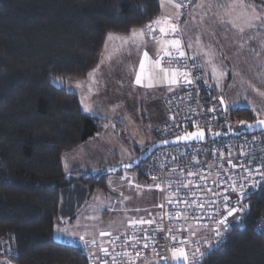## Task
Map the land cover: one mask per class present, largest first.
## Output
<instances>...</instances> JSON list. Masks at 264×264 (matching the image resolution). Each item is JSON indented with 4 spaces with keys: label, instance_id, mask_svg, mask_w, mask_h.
Returning a JSON list of instances; mask_svg holds the SVG:
<instances>
[{
    "label": "trees",
    "instance_id": "16d2710c",
    "mask_svg": "<svg viewBox=\"0 0 264 264\" xmlns=\"http://www.w3.org/2000/svg\"><path fill=\"white\" fill-rule=\"evenodd\" d=\"M160 12V0H0V238L15 264H90L81 246L55 239L54 229L122 171H65L63 155L107 121L86 113L78 94L54 80L86 78L108 33H128ZM228 117L234 130L257 119L246 107L229 108ZM133 171L145 177L141 165ZM245 205L203 264H264V234L256 230L264 184Z\"/></svg>",
    "mask_w": 264,
    "mask_h": 264
},
{
    "label": "snow or ice",
    "instance_id": "6c2138e0",
    "mask_svg": "<svg viewBox=\"0 0 264 264\" xmlns=\"http://www.w3.org/2000/svg\"><path fill=\"white\" fill-rule=\"evenodd\" d=\"M166 4L175 10L174 14L162 13L160 16H157L148 24L140 28L133 27L129 29L127 34L119 37L121 41L120 48L114 49L112 54L108 57V59L111 60L113 56L119 54L125 49L128 50L129 54H131L132 49H135L137 53L142 52L138 62V69H136L135 66L131 69L134 72L135 77L134 85L143 86L147 89L167 86L168 91L173 92L177 87L183 89L185 86L192 85L196 80L203 79L204 76L209 74V70L213 78L217 81L226 75L222 68L215 62L217 52L210 44L205 46L199 36L195 37L194 43L191 39H184V31L180 27L181 17L183 15H190L193 20L198 18L200 24L202 25L207 21L209 11L214 8L216 11L212 13V18L215 24L233 31L238 37L239 47L241 49H243L247 40H254L258 37L261 38L260 47L264 49V0H260L259 4L255 3L254 0H160V7L162 9ZM189 7H193L192 13L187 12ZM196 9L201 10L198 17ZM119 11L120 10L117 9V14H119ZM185 23L187 24V22ZM248 33H253L254 35H247ZM209 35H214V33H209ZM246 36L247 39H245ZM114 38L115 37L112 33H108L109 40ZM149 40H151L154 45H159L155 59L149 56V52L147 50H144L148 46ZM185 48L193 49L192 56L189 57L186 54ZM249 51H255V49L249 48ZM257 55H260V53ZM165 58L168 60V64L166 66L161 63V61ZM201 58L203 59L201 60ZM188 60L193 61L191 69L188 67ZM196 61L201 62L197 63ZM175 64H179L180 68L173 67ZM99 67L100 66L97 65L96 69H93L92 72L88 73L90 85L96 83L95 72L99 69ZM261 67H264V64H262ZM197 70H203L201 76H193V72ZM54 83L63 85L64 82L62 78H57L54 80ZM69 88H71V85H69ZM89 91H91V87H89ZM260 95H264V93H260ZM81 102L83 103V101ZM83 110L89 113L93 112V109L88 105H85ZM257 115L259 117L258 113ZM238 123L246 125L250 129L255 127H264V118H258L254 124H249L243 120ZM209 131H211V129H209ZM213 135L219 136L221 133L215 132ZM175 139L176 141H203L205 139V132L204 129L198 128L196 131L187 132L183 135H177ZM160 143L168 144L170 142L168 140H162ZM231 155L232 154L229 151L227 163L232 165L233 168L241 167L242 172L247 173V175H239L237 180L232 181L230 184L224 180H221L220 184H217L216 181L213 180L212 184H214L217 188H220L221 184L227 185L220 191L213 192L211 188H208L207 185L209 178L201 173L187 171L186 177L177 178V186L173 190V196H177L183 188L188 190L186 194L191 196L192 199H168L167 203L172 204L174 209H179L181 205L184 206L183 209L177 211L175 215L172 213L167 214L168 220L171 224L179 225V227L176 228L168 227L166 229L168 233L166 238H170L173 242L172 246L168 248L170 255L158 256L157 261H147L146 264H159V261L161 260L164 261L165 264H169V261L171 264H203L204 257L210 254L211 250L221 242L222 232L228 230V217L239 219L240 216L234 214L245 213L248 210L247 205L241 206L242 202L249 194V186L255 188L261 181H264V165L256 168L255 170L242 167L233 164ZM240 155H246L243 149H241ZM219 156L221 159H224L223 152H219ZM172 159L175 160V157ZM196 163L199 164L200 162L196 161ZM249 163H251V161H249ZM213 166H215V162L214 165L208 166L209 175H211V169ZM125 167H128V165H125ZM160 167L163 169L165 165L161 163ZM219 168H224L223 163L219 164ZM175 171V169L172 170L173 173ZM180 171L185 172L184 169H181ZM224 171L226 173L227 169H224ZM169 175H171V173ZM220 176L221 172L218 170L217 177L219 178ZM254 176H259L260 179H250V177ZM191 177H197L201 183H194L191 179H188ZM228 180L231 181L230 176ZM129 184H131V181H129ZM155 187L161 189L162 191L164 190L160 184H156ZM167 187L172 189V181L170 178L168 180ZM202 187L212 193L213 199L206 201L205 203H198L195 198L197 195L195 189H200ZM232 195L236 196L235 204L232 203ZM121 196H123V193H121ZM124 199L126 200L129 198L124 197ZM213 205L219 206L213 207ZM206 206L210 209V214L207 216V219L213 221L211 230L215 240L214 243L208 241L207 239L199 241L191 239V237L197 236L199 231L207 230L209 225L202 223L205 219L204 216L194 217L193 219L196 221V228L194 229L193 226L188 223L190 215L187 213V209L192 208L194 212L196 210L204 212ZM158 207L163 208V204ZM135 211H140V209H135ZM221 212H224L225 214L220 215ZM181 221H183V223H181ZM128 223L133 228H136L137 226L142 225L151 226L157 222L154 219L145 220L141 218L139 220H129ZM185 225H187V227H185ZM56 231L64 232L66 229L57 228ZM157 231H165V229L157 226L155 229H152L151 235H149V231L147 229H144L142 237L138 236L135 232L131 235L125 234L121 245L124 250L121 252H115L114 255H112L109 252V248L103 246L102 243L98 245V248L104 256L111 255V264H119L117 257H120L121 261H125L126 264H137L142 255L140 251H137V246L143 241V248L147 249L149 247V241H151L153 251H155V245L157 243L155 235ZM106 235L111 236L112 233L105 231L99 232L100 237ZM79 239L85 244L91 243L93 246H97L96 239L86 240L83 235H81ZM115 239L120 240L121 237L117 235ZM193 243L197 245L203 243V250L197 246L190 254L186 250L185 245H191ZM109 244H111L114 251L115 241H109ZM129 249L132 251H129ZM133 252H135V256H133ZM94 259L101 260V264H109L108 260H104L98 255H94ZM7 264H11V262L8 261Z\"/></svg>",
    "mask_w": 264,
    "mask_h": 264
},
{
    "label": "built area",
    "instance_id": "2783aa9c",
    "mask_svg": "<svg viewBox=\"0 0 264 264\" xmlns=\"http://www.w3.org/2000/svg\"><path fill=\"white\" fill-rule=\"evenodd\" d=\"M189 8L187 9V12H189ZM186 17L187 15H183L181 17V29L182 23H184V19ZM149 22L150 21H147L146 24ZM185 52L189 57L192 56L188 48H185ZM196 62L199 63V61ZM161 63L162 65L166 66L168 64L167 58L163 59ZM192 63V60L187 61L189 69H191ZM173 67L180 68V65L175 64ZM201 75L202 70L193 72V76ZM167 105L170 115L165 123L156 128V141L170 140L175 138L177 135H181L187 131H192L198 128L204 129V131L207 133V139L206 141L183 142L158 147L145 161L141 162L140 165L144 171L145 177L153 182L154 186L156 184H160L164 189L162 191L161 189L155 187L160 192V205L163 204V208L159 207L156 213L147 218L154 219L157 223L151 226H137L136 228H133L131 225H129L126 230L118 232L113 237H110L107 241L109 252L114 255L115 252H121L124 250L121 245L125 234L131 235L133 232H135L138 236L142 237L144 229L149 231V235H151L152 229H155L157 226L165 229V231L156 232L155 239L157 243L155 245V251H153V245L151 244V241H149V247L147 249L143 248V241L137 246V251L142 253L137 264H146L147 261H157L158 256L170 255L168 248L172 246L173 242L170 240V238H166L168 236L166 229L168 227L176 228L179 227V225L171 224L168 220L167 214L172 213L175 215L176 212L182 210L184 206L181 205L179 209H174L173 205L167 203V201L168 199L176 198L188 200L192 199L191 196L186 194L188 190L183 188L180 190L177 196H173V190L177 186V178L186 177L187 171L201 173L208 176L209 178L207 187L211 188L213 192H216L220 191L227 185L221 184L220 188H217L214 184H212L213 180H215L217 184H220L221 180L227 181L230 184L232 181H236L239 175H247V173L242 172L241 167L233 168L232 165L227 163L229 151L232 154L231 159L233 164L253 170L264 165V132H254L250 134L229 133L226 136L221 134L216 138L209 136V133L212 131H222L225 133L229 132L231 130V122L227 116L228 113H225L223 110L222 104L219 100V95H216L212 92L209 81L205 76L203 79L196 80L190 86H185L183 89L180 88L171 92L167 96ZM209 129H211V131H209ZM241 149H243L246 155H240ZM219 152L224 153V159L220 158ZM173 157H175V160L172 159ZM196 161H199L200 163L197 164ZM249 161H251V163H249ZM214 162L215 166L212 167L211 175H209L208 166L214 165ZM161 163L165 165L163 169L160 167ZM220 163H223V169L219 168ZM173 169L176 170L174 173L172 172ZM181 169H184L185 172H181ZM224 169H227L226 173ZM218 170L221 172V176L219 178L217 177ZM170 173L171 175H169ZM229 176L231 177V181L228 180ZM169 178L172 181V189L167 187ZM188 179H191L194 183H201L197 177H191ZM250 179L259 180L260 178L259 176H254L250 177ZM262 184H264V181H261L260 184L255 188L249 186L248 193L250 194L254 192ZM195 191L197 193L195 198L198 203H205L206 201L213 199L212 193L208 192L207 189L203 187L200 189H195ZM231 199L232 203L235 204L236 196L232 195ZM246 200L247 198L243 200L242 205H245ZM217 206L219 205H213V207ZM187 213L190 215L188 223L191 224L194 229L196 228V221L193 219L194 217L204 216L205 219L202 223L209 225L207 230L199 231L198 235L191 237V239L194 241L207 239L208 241L214 243L215 240L211 230L213 221L207 219V216L210 214V209H208L206 206L204 212L199 210L194 212L192 208H188ZM224 214V212L220 213V215ZM181 223H183V221H181ZM185 227H187V225H185ZM256 230L264 234V216L257 221ZM227 232L228 230L222 232L221 242L216 245L215 248L222 245L226 239ZM117 235L121 237L120 240L115 239ZM109 241H115L114 251L111 244H109ZM197 246H199L201 250L204 248L203 243L199 245L195 243L191 245H185L186 250L190 254ZM96 247H98V244ZM7 249L8 248L5 239L0 238V255L6 254ZM129 251L132 250L129 249ZM133 256H135V252H133ZM101 258L108 260L109 264H111V255L104 256V254H102ZM117 260L119 264H126L125 261H121L120 257H117ZM159 264H165V262L161 260L159 261ZM169 264H171L170 261Z\"/></svg>",
    "mask_w": 264,
    "mask_h": 264
},
{
    "label": "rangeland",
    "instance_id": "374dc122",
    "mask_svg": "<svg viewBox=\"0 0 264 264\" xmlns=\"http://www.w3.org/2000/svg\"><path fill=\"white\" fill-rule=\"evenodd\" d=\"M192 11L193 7H190L188 13H192ZM189 17L190 15H187L184 23H182V30L186 32L187 40L191 39L194 43L195 37L199 36L205 46L210 44L217 52L215 62L226 73L223 78L217 81L213 78L209 70V74L206 76L209 83H212L210 88L215 90L216 95L219 94V96L222 95L225 98L229 108L234 109L232 107L236 105H238L237 107L247 106L246 108L253 110L257 118H264V95H260V93H264V67H261L264 64V49L260 47L261 38L247 40V43L244 44L245 49H240L239 42L234 41L235 39L237 40L235 35L212 36L209 33L207 35L200 34L191 24L186 25L185 22L189 20ZM249 48L255 49V51H249ZM191 50L193 51V49ZM258 53L260 55H257ZM74 80L73 78L63 79V84L70 90L69 85L72 88ZM115 110V108L102 109L100 114L106 117L103 118L107 120L106 128L111 127L113 130L115 129L116 133L124 135V138L121 137L123 139V143L121 142L122 145L119 143L117 148L119 153L118 161H120L118 163L119 165L127 163L124 162L125 158L131 160L136 158L139 155L136 152L139 149L137 144L143 143V140H147V138L143 134L141 136V132L136 133L132 129L135 125L131 127L132 133L130 131L131 129L129 132L127 128L126 132L123 131L125 126L123 124H117V119L114 120L111 116L119 115ZM229 121L231 125H236L231 119ZM132 124H135L134 121H132ZM139 128L138 131H140ZM153 139V142L157 140L156 137ZM139 150L141 154L145 149ZM113 168H109L104 172ZM129 181H131V184H129ZM106 184L108 187L106 190L102 188L95 189L85 203L78 207L76 216L72 221L63 219V223L57 228L66 229V231L57 232L56 228L54 231L55 239L60 241H73L78 240L83 235L86 240L96 239L98 245L102 243L103 246L107 247L108 239L118 232L126 230L129 226V220L146 219L159 209L158 206L161 203L160 192L155 188L153 182L146 177L141 178L133 169H124L121 174L109 175ZM121 193H123V196H121ZM124 197H128L129 199L125 200ZM135 209H140V211H135ZM234 215H239L240 218L233 219V217H228L229 228L231 224L239 221L244 213ZM100 231L110 232L112 235L100 237ZM78 241L84 243L80 239ZM74 243L83 249L86 248V246L78 244L77 242ZM86 245L88 246L87 249L92 248V253L89 252L92 258L91 262L101 264V260L94 259V255L102 257L103 253L91 243ZM2 258H5L6 261H10L12 264V260L6 256L0 257V264Z\"/></svg>",
    "mask_w": 264,
    "mask_h": 264
},
{
    "label": "crops",
    "instance_id": "0c3cea01",
    "mask_svg": "<svg viewBox=\"0 0 264 264\" xmlns=\"http://www.w3.org/2000/svg\"><path fill=\"white\" fill-rule=\"evenodd\" d=\"M174 11L175 10L171 6L166 4L163 9L161 8L160 15L162 13L174 14ZM215 11L216 9L214 8L209 11L208 19L202 25L200 24L198 18L196 20H193L191 16L189 17V20H187L186 25L188 26L189 24H191L194 29L198 30L200 34L203 35L214 33V36H236V34L228 28L221 27L215 24L212 18V13ZM200 12V9H196L197 17L199 16ZM111 33L115 38L109 40L108 35L106 37L102 55L98 63L100 67L95 72L96 83L90 85V78L87 75V77L84 79H75L74 85L72 88H70V90L78 94L82 109H84L85 105H88L93 109L92 113H86L96 115L101 118H106L105 116L100 114L101 110L115 108V112H118L119 115L111 116L114 120L117 119V124H123L125 126L123 131L126 132V128L127 131H129L131 127L135 125L132 129L135 130L136 133L141 132L140 135L142 136L143 134L147 138V140L144 138L145 140H143V143L137 144V147L139 149L144 150L148 148L150 144H152L154 140L153 138L156 137V128L165 123L169 118L170 112L167 105V96L171 92L168 91L167 86H159L147 89L143 86L134 85L135 77L134 72L131 69L133 68V66L138 69V62L140 56L142 55V52L137 53L135 49H132L131 54H129L128 50L125 49L119 54L113 56L111 60H109L108 57L110 54H112L114 49L120 48L121 41L119 37L124 35L122 33ZM184 33L185 39L187 40L185 30ZM247 35L254 34L248 33ZM236 38L237 40L235 39L234 41H238L237 36ZM245 39H247V36L245 37ZM158 49L159 45H154L153 42L149 40V44L144 50H147L149 52V56L155 59ZM243 49H245V45ZM189 50L191 54H193V51L191 49ZM96 68L97 66L94 69ZM205 77L207 78V76ZM210 85H212V83ZM89 87H91V91H89ZM178 89L180 88L177 87L174 89V91ZM81 101H83V103ZM237 106L238 105L233 106L232 108H238ZM132 121H134L135 124L131 125ZM106 127L96 136L88 139L87 141L83 142L76 148L66 152L63 155V166L67 173H71L74 170L101 173L109 168H115L116 165L118 166V163H120V161H118L119 153L117 148L119 143L122 145L123 139L121 137L124 138V135L116 133L115 129L113 130V128L111 127ZM138 128L140 129V131H138ZM132 129L130 130L131 133ZM136 152L138 153V151ZM124 160V162H130L131 159L125 158ZM58 226L59 225H57L55 229ZM78 240L76 239L68 242H77L78 244L86 246L84 250L90 257L89 252L92 253V248L89 246L90 249H87L88 246ZM7 262L8 261H6L5 258H2L1 264H7ZM12 264H15L13 260ZM90 264L99 263L91 262L90 257Z\"/></svg>",
    "mask_w": 264,
    "mask_h": 264
},
{
    "label": "water",
    "instance_id": "95a60500",
    "mask_svg": "<svg viewBox=\"0 0 264 264\" xmlns=\"http://www.w3.org/2000/svg\"><path fill=\"white\" fill-rule=\"evenodd\" d=\"M219 100H220V102L222 101L221 104H222L224 112L228 113L229 112V107L226 104L225 98L223 96H219ZM257 119L252 120V121H250V120H243V121H246L249 124H254ZM238 126L240 127L239 130L231 129L227 133L222 132V131H212V132L209 133V136L212 137V138H216L217 136L213 135V133H215V132H219V133H221L224 136L228 135L229 133H236V134L249 133L250 134V133H254V132H264V127H255V128H251L250 129L246 125H241L239 123H238ZM196 130L197 129L192 130V131H187V132H193V131H196ZM187 132H185V133H187ZM183 134H181V135H183ZM175 138L168 140L170 142L168 144H162V143H160V140L153 142L150 146H148V148H146L141 154H139L132 161L127 162V163H123V164H119L115 168L108 170L106 173H117L118 171H122L124 169H128V170L131 169L132 170V169L136 168L137 166H139L141 164V162L145 161L152 154V152L155 149H157L158 147L165 146V145H170V144H176V143H183V142H199L198 140L176 141ZM206 139H207V133L205 132V139L203 141H206ZM125 165H128V167H125Z\"/></svg>",
    "mask_w": 264,
    "mask_h": 264
}]
</instances>
